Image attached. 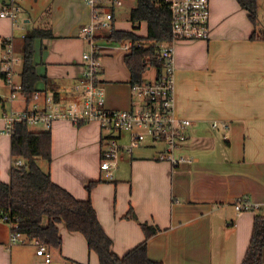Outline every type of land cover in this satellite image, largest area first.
<instances>
[{
  "label": "crops",
  "instance_id": "crops-1",
  "mask_svg": "<svg viewBox=\"0 0 264 264\" xmlns=\"http://www.w3.org/2000/svg\"><path fill=\"white\" fill-rule=\"evenodd\" d=\"M208 1L209 37L174 43V111L191 120L185 143L174 153L187 160L174 164L157 159L163 145L147 140L124 155L112 179L105 173L102 180L104 171L99 163L105 133L98 122L75 124L57 119L48 128L51 159L49 169L44 170L76 198L91 200L112 250L119 256L145 239L142 225L147 224L156 228L146 240L152 260L164 264H241L254 216L264 214V39L250 37L253 31L264 30V0H258V27L237 0ZM39 2L21 0L20 9L29 11L16 21L0 16V61L6 39L13 38L17 50L20 43L21 51L30 29L49 27L51 36L35 40L33 60L40 76L36 90L71 99L87 47L80 26L90 21L91 10L84 0H51L44 9L47 18H33L32 7L37 8ZM136 2H103L114 15L113 29L97 38L100 87L109 108L127 109L133 104L130 73L124 62L130 51L121 47L129 40L116 42L110 36L119 30L146 37L147 21L134 23L130 19ZM7 3L0 0V9ZM125 3L129 18H119ZM21 14L18 12V17ZM16 70L15 80H20L22 63ZM147 74L146 79H153L156 72L148 68ZM9 93L0 73V115L10 108L32 106L21 93L7 100ZM213 121L227 122L228 128L213 127ZM37 127V131L47 130ZM70 138L77 144H69ZM119 141L127 143L128 134L121 133ZM13 164L11 137L0 134L1 180H8ZM239 198L248 199L257 208L237 212L234 205ZM9 233V224L0 219V264H54L53 258L49 263L39 260L32 243L9 245ZM61 235L62 256L74 264H90V259L99 264L81 233L62 226ZM29 251L34 252L30 257ZM55 264L66 262L58 259Z\"/></svg>",
  "mask_w": 264,
  "mask_h": 264
},
{
  "label": "built area",
  "instance_id": "built-area-1",
  "mask_svg": "<svg viewBox=\"0 0 264 264\" xmlns=\"http://www.w3.org/2000/svg\"><path fill=\"white\" fill-rule=\"evenodd\" d=\"M105 0H84L91 10L89 22L80 26L82 37L88 42L89 49L82 54L83 71L73 84L75 96L71 99L55 97L45 91H35L30 98L32 106L21 110L8 109L1 113L3 126L0 134L11 136L13 124L25 121L30 126L41 125L50 128L57 119L69 120L75 124L96 121L105 133L101 149L100 169L112 179L115 169L125 154L130 155L133 149L147 140L161 143L163 149L157 152V159H166L174 164L187 160L183 155L175 156L187 139V128L191 120L180 117L174 111V43L180 39H206L209 37V1L208 0H164L170 10V27L172 40L162 44L158 58L162 62L159 75L141 82H130L133 93V104L127 109L109 108L105 104V96L100 87V48L98 34L113 29V11L104 5ZM120 4L121 0H113ZM21 8V0H8L0 9V16H8L16 21ZM133 45L140 46L136 41H127L121 47L131 51ZM22 63L16 53L13 38L6 39L0 61V73L10 88L6 97L12 101L18 93H22L21 79L15 80L16 65ZM213 127L228 128L227 122L213 121ZM128 134L127 143H121V133ZM226 138V136H225ZM14 164L21 165V158L14 159ZM237 212L256 209L246 198L235 202ZM10 227L9 245L32 243L42 255L44 262L49 263L52 254L44 243L36 238L30 239L19 231L15 220L3 217Z\"/></svg>",
  "mask_w": 264,
  "mask_h": 264
},
{
  "label": "trees",
  "instance_id": "trees-1",
  "mask_svg": "<svg viewBox=\"0 0 264 264\" xmlns=\"http://www.w3.org/2000/svg\"><path fill=\"white\" fill-rule=\"evenodd\" d=\"M131 9L132 22L145 20L148 25L146 37L141 38L132 31L113 30L110 38L116 42L131 40L140 42L133 45L124 56V62L130 73V82L145 79L148 68L156 75L162 67L158 51L162 44L173 38L170 27V10L164 0H136ZM246 9L248 17L255 27L258 19V0H237ZM49 27L30 29L22 42V93L27 101L36 90L40 76L36 72L33 55L35 40L51 36ZM253 39H264V30L253 31ZM56 97V96H55ZM11 153L21 158L23 164H13L10 169V181L0 180V219L18 223V230L30 239L36 238L48 248L61 250V227L69 232L81 233L87 248L96 254L99 264H164L148 256L146 240L156 232L154 226L143 224L145 239L126 252L117 255L111 247V239L104 231L96 210L90 199H78L68 190L56 184L48 171L41 168L39 159H51L50 130L37 131L25 121L15 122L11 133ZM93 182L87 185L89 189ZM264 262V214L254 216L252 234L241 264H263Z\"/></svg>",
  "mask_w": 264,
  "mask_h": 264
},
{
  "label": "rangeland",
  "instance_id": "rangeland-1",
  "mask_svg": "<svg viewBox=\"0 0 264 264\" xmlns=\"http://www.w3.org/2000/svg\"><path fill=\"white\" fill-rule=\"evenodd\" d=\"M50 1L51 0H40V2H39V4H38V7L37 8H33L32 7V10H33V18H47V15H46V11L44 10V9H47L48 8V6L50 5ZM128 5H126V3H125V5H123L122 6V10H119L120 12L119 13H122L123 12V14H120V17L119 18H129V16H128ZM44 10V11H43ZM28 11H29V8H26V7H24V8H22V9H20V14L21 13H28ZM43 11V12H42ZM43 13V14H42ZM23 16L24 15H22L21 14V16H19V17H17V18H23ZM20 21H21V19H19ZM262 28V27H261ZM85 40V39H84ZM86 41V40H85ZM86 43H87V47H86V49L85 50H88L89 49V45H88V42L86 41ZM119 45V44H118ZM120 46V45H119ZM19 47H20V43H19V46H18V50L16 49V53H17V55L19 56V58H21V60H22V50L20 51L19 50ZM21 67V62L20 63H18L17 65H16V69H19ZM104 67V66H103ZM127 70V69H126ZM147 73H148V71H147ZM146 73V76H145V78H147V74ZM151 74V73H150ZM149 77V76H148ZM72 91H73V89H72ZM38 125H36V126H34V127H30L31 129H33V130H37V129H40V127H37ZM40 126V125H39ZM83 141H85V139H83ZM69 144H77V142H76V140H75V138H70V140H69ZM38 163H39V165L41 166V168L44 170L45 168L46 169H49V161L48 160H44V159H39L38 160ZM100 164V163H99ZM99 166V165H98ZM100 170V169H99ZM45 171H47V170H45ZM103 174V176H102V180L104 179L105 180V172H103L102 173ZM1 180V179H0ZM3 181V180H2ZM8 181H10V176H9V178H8V180L6 181V182H8ZM66 239V238H65ZM33 246V245H32ZM35 247V248H34ZM33 248H34V251H35V254H36V256H39L38 258H39V260H44L43 259V257H42V255L39 253V251L37 250V247L36 246H34ZM49 250H50V252H51V254H52V258H53V262H54V264L58 261V259H60V260H63V261H65L66 262V264H72L73 262H75L74 260H72V259H69V258H66V257H64V256H62V254H61V252H60V250L59 249H56V248H49ZM29 253V254H28ZM27 253V256L29 255V257L31 256L30 254H33L34 252H32V251H29ZM92 259H90V264H92ZM74 264V263H73Z\"/></svg>",
  "mask_w": 264,
  "mask_h": 264
}]
</instances>
